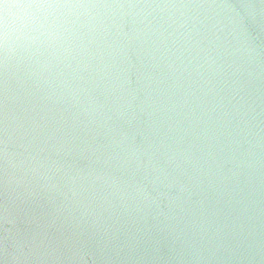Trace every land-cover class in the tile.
Masks as SVG:
<instances>
[{"label":"water","instance_id":"obj_1","mask_svg":"<svg viewBox=\"0 0 264 264\" xmlns=\"http://www.w3.org/2000/svg\"><path fill=\"white\" fill-rule=\"evenodd\" d=\"M0 264H264V0H0Z\"/></svg>","mask_w":264,"mask_h":264}]
</instances>
